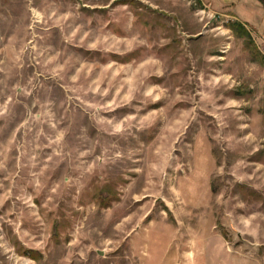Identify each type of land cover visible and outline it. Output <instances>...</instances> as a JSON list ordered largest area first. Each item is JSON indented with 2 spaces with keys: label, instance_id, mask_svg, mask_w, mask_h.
I'll list each match as a JSON object with an SVG mask.
<instances>
[{
  "label": "rangeland",
  "instance_id": "obj_1",
  "mask_svg": "<svg viewBox=\"0 0 264 264\" xmlns=\"http://www.w3.org/2000/svg\"><path fill=\"white\" fill-rule=\"evenodd\" d=\"M0 264H264L259 0H0Z\"/></svg>",
  "mask_w": 264,
  "mask_h": 264
},
{
  "label": "trees",
  "instance_id": "obj_2",
  "mask_svg": "<svg viewBox=\"0 0 264 264\" xmlns=\"http://www.w3.org/2000/svg\"><path fill=\"white\" fill-rule=\"evenodd\" d=\"M259 1H260V3L262 4V6L264 8V0H259ZM231 28L232 29H235L237 31L239 30L243 34H248L247 31H246V29H245V27L242 24H240L239 22L233 23Z\"/></svg>",
  "mask_w": 264,
  "mask_h": 264
}]
</instances>
